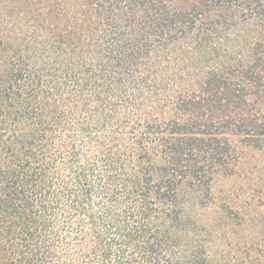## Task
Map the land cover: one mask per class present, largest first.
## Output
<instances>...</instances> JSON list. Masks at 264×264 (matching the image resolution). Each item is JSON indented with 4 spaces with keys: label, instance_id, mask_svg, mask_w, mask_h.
Returning <instances> with one entry per match:
<instances>
[{
    "label": "trees",
    "instance_id": "trees-1",
    "mask_svg": "<svg viewBox=\"0 0 264 264\" xmlns=\"http://www.w3.org/2000/svg\"><path fill=\"white\" fill-rule=\"evenodd\" d=\"M0 264H264V0H0Z\"/></svg>",
    "mask_w": 264,
    "mask_h": 264
},
{
    "label": "rangeland",
    "instance_id": "rangeland-1",
    "mask_svg": "<svg viewBox=\"0 0 264 264\" xmlns=\"http://www.w3.org/2000/svg\"><path fill=\"white\" fill-rule=\"evenodd\" d=\"M216 185H217V188L220 190L227 189V188H230L231 186H234L232 183L224 181V180H220V179L217 181ZM186 207L189 212H193L195 210V204H194L193 197L188 199V201L186 202Z\"/></svg>",
    "mask_w": 264,
    "mask_h": 264
}]
</instances>
